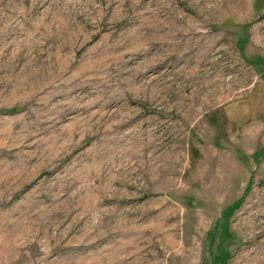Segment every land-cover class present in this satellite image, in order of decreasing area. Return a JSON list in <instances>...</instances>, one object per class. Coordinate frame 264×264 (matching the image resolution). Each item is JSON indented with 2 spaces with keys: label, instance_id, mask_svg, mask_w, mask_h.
I'll list each match as a JSON object with an SVG mask.
<instances>
[{
  "label": "rangeland",
  "instance_id": "obj_1",
  "mask_svg": "<svg viewBox=\"0 0 264 264\" xmlns=\"http://www.w3.org/2000/svg\"><path fill=\"white\" fill-rule=\"evenodd\" d=\"M0 264H264V0H0Z\"/></svg>",
  "mask_w": 264,
  "mask_h": 264
}]
</instances>
